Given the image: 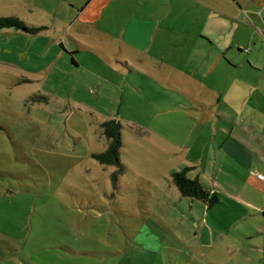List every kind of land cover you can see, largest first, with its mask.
<instances>
[{
    "label": "rangeland",
    "instance_id": "374dc122",
    "mask_svg": "<svg viewBox=\"0 0 264 264\" xmlns=\"http://www.w3.org/2000/svg\"><path fill=\"white\" fill-rule=\"evenodd\" d=\"M57 5L0 0V17L51 35L74 15ZM20 40L18 67L0 61V264H264V214L225 192L256 203V184H225L207 208L172 180L205 140L195 141L194 111L167 108L178 90L137 88L148 79L117 71L115 60L108 67L94 50L73 54L77 68L71 53L37 56L38 35ZM108 119L123 124L122 171L93 156L107 147Z\"/></svg>",
    "mask_w": 264,
    "mask_h": 264
},
{
    "label": "crops",
    "instance_id": "0c3cea01",
    "mask_svg": "<svg viewBox=\"0 0 264 264\" xmlns=\"http://www.w3.org/2000/svg\"><path fill=\"white\" fill-rule=\"evenodd\" d=\"M57 1L56 14L74 15L65 22L58 18L51 35L47 25L34 34L44 40L37 56L71 53V65L78 68L73 54L94 50L108 67L115 60L117 71L148 79L134 81L137 88L154 83L178 90L167 108L194 111L195 141L205 139L197 147L199 158L185 155L184 167L198 172L191 178L219 194L234 181L256 184L262 194L256 203L225 192L264 214V179L257 176L264 174V0ZM26 35L32 34L0 32L2 63L18 67L27 49L14 45Z\"/></svg>",
    "mask_w": 264,
    "mask_h": 264
},
{
    "label": "trees",
    "instance_id": "16d2710c",
    "mask_svg": "<svg viewBox=\"0 0 264 264\" xmlns=\"http://www.w3.org/2000/svg\"><path fill=\"white\" fill-rule=\"evenodd\" d=\"M45 25H30L16 15L0 17V32L4 29H15L28 34H37L46 29ZM102 132L108 140L104 151L94 153L93 156L102 164L116 165L122 171L121 149L123 146L122 129L123 124L117 119H108L101 124ZM191 166H185L181 170L172 173V180L183 196L193 197L202 200L207 208L220 202L216 191H211L198 178H191L188 172ZM115 179V178H114Z\"/></svg>",
    "mask_w": 264,
    "mask_h": 264
},
{
    "label": "built area",
    "instance_id": "2783aa9c",
    "mask_svg": "<svg viewBox=\"0 0 264 264\" xmlns=\"http://www.w3.org/2000/svg\"><path fill=\"white\" fill-rule=\"evenodd\" d=\"M258 177H259L260 179H264V174H263V173H258Z\"/></svg>",
    "mask_w": 264,
    "mask_h": 264
}]
</instances>
